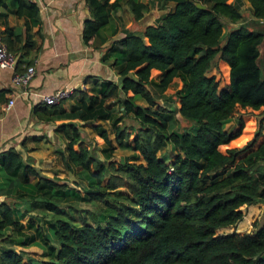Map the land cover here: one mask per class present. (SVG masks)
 <instances>
[{
  "label": "trees",
  "instance_id": "obj_1",
  "mask_svg": "<svg viewBox=\"0 0 264 264\" xmlns=\"http://www.w3.org/2000/svg\"><path fill=\"white\" fill-rule=\"evenodd\" d=\"M10 1L26 31L39 23L34 2ZM84 1L89 11L81 30L85 44L95 38L102 42L99 29L121 1L134 21L148 8L140 0ZM156 1L172 6L139 33L122 29L101 55L102 60L111 59L117 81L88 76L87 88L72 90L76 96L69 107L39 101L32 106L35 118L50 123L64 138L60 159L84 180L82 192L41 174L12 146L0 153V239L5 228L21 226L20 217L38 206L55 216L49 230L57 242L46 260L0 248V264H264V216L251 231L215 232L241 219L242 204L264 202V139L236 161L240 149L219 148L239 133L223 128L236 105H264V62L261 67L257 63L263 33L239 22L219 42L221 17L238 21L241 0ZM246 1L251 17L264 20V0ZM6 6L7 0H0V7ZM19 39L4 22L0 40L9 52ZM215 58L228 66V81L220 88L213 75L206 74ZM152 69L158 71L156 78L150 76ZM174 77L181 83L174 109L189 122L180 130L172 129L169 110L157 101ZM111 96L136 122L131 138L117 118H112L110 131L101 126L111 117L112 108L105 104ZM76 121L89 122L110 147L111 132L117 146L131 150L130 158L116 165L96 158L80 142L81 124ZM260 126L258 121L245 148ZM166 144L168 153L157 155ZM36 194L23 209L6 200L9 195ZM69 199L101 200L108 211L96 220L74 218L59 206Z\"/></svg>",
  "mask_w": 264,
  "mask_h": 264
},
{
  "label": "rangeland",
  "instance_id": "obj_2",
  "mask_svg": "<svg viewBox=\"0 0 264 264\" xmlns=\"http://www.w3.org/2000/svg\"><path fill=\"white\" fill-rule=\"evenodd\" d=\"M230 1V0H228ZM124 3V2H123ZM151 7V10L148 6ZM172 3H166L159 6L156 0H147V10L145 11L142 20H148L151 16L155 18L168 9L171 8ZM155 5H158L155 10H152ZM124 6V5H123ZM121 17L125 20L124 23L128 22L130 17L128 16V9L124 6L120 10ZM242 16L241 18L233 22L236 25L242 22L245 26L260 30L263 33V39L259 44V55L257 58V63L259 67L262 66L264 62V20H256L251 17L248 7L241 6ZM222 23V34L219 38V42L224 41V36L226 32L233 28L231 22H229L225 17H221ZM114 24L110 18V23L108 26L111 27ZM138 32V31H136ZM220 59L215 58L212 61L210 68L207 70V75H213L214 80L217 81V88L223 87L228 81V66ZM158 71L151 70L150 76L156 78ZM180 81L177 77H174L171 83L165 88L161 95H159L157 101L159 105L165 110H169L172 116V129L180 130L189 125V122L183 119L175 111V107L178 105V100L175 96V90L180 86ZM76 94L70 95L69 97L59 101L56 104L69 107L75 101ZM138 103L144 104L142 100H136ZM105 104L112 108L111 117L107 121H103L101 126L110 131V122L112 118H117V123L125 125L129 136L131 138L134 134V129L136 128V122L132 119L130 115L124 114L118 108L117 99L113 96L108 97L105 100ZM258 121H260L259 134L256 135L254 142L248 147L250 139L254 137V133L258 127ZM80 130V142L87 148H89L92 155L100 160L113 161L116 165L119 161L123 160L125 157L130 158L131 150L127 147H119L115 144L113 140V134L108 133L109 138L112 142V147L105 144L103 139L92 130L89 122L76 121ZM223 128L225 130H239L236 137L231 139L227 144L220 145L219 148L223 150L225 147L234 146L240 149L239 153L235 156V161L246 154L247 151L256 147L264 139V105L259 106L256 109L250 107H240L236 105L229 117V119L224 123ZM38 139L35 141H29L28 144L33 146L32 151L28 153L26 157H23L31 162V164L36 168L38 172L46 175L54 180H59L69 187L75 188L82 192L83 187L81 184L84 180L79 179L78 175L66 169L60 159L59 150L63 149L64 138L60 134L55 132H50L49 127H45L39 133ZM73 148H77V144H73ZM169 145L159 148L156 152L157 155L167 154ZM26 148L24 149V151ZM26 153V152H25ZM30 155V156H29ZM137 161V160H136ZM229 166V165H228ZM260 167L264 168V164L260 163ZM92 168V167H91ZM106 177L101 183L105 182ZM123 189V188H119ZM31 197L36 196H11L6 197V200L11 205L18 204L20 209H23L27 203L32 199ZM59 206L69 214L71 213L74 218L84 215L87 219L96 220L99 213L107 212L108 209L105 208L101 200H95L92 202H87L80 199H69L68 201L60 202ZM242 211V217L235 224L228 225L225 227L217 228L216 233H223L229 231H236L239 233L247 232L253 230L264 216V202L255 201L250 204H242L240 206ZM55 216L50 212L42 210L38 206L34 207L32 210L27 211L19 221L21 226L18 227H7L3 230L4 237L0 239V248H12L23 255L24 258L31 257L34 259H49L52 254H54L57 248V242L51 237L49 226L53 223Z\"/></svg>",
  "mask_w": 264,
  "mask_h": 264
},
{
  "label": "crops",
  "instance_id": "obj_3",
  "mask_svg": "<svg viewBox=\"0 0 264 264\" xmlns=\"http://www.w3.org/2000/svg\"><path fill=\"white\" fill-rule=\"evenodd\" d=\"M30 1L38 8L39 23L31 25L28 31L24 28L23 17L12 13L10 0H7L6 7H0V30L6 22L14 32L20 34V39L14 43L12 51L17 60L16 70H23L26 65H32L34 69L26 86L21 87L12 84V70L0 67V153L12 146L22 158L32 151L33 146L28 142L38 139L37 133L47 126L53 132L50 123L41 122L32 114V106L39 101L38 94L51 92L58 87L72 90L87 88L90 80L88 76L117 81L118 76L111 59L102 60V53L112 40L122 35V29L139 33L144 25L155 19L153 15L148 20H142L145 14L143 12L134 21L128 12L130 19L124 23L120 10L124 6L128 8L121 1L119 8L111 12L110 18L114 24L111 27L106 24L99 29L102 42L99 43L95 38L85 44L81 38V30L83 21L89 18V11L84 0ZM140 1L147 3V0ZM241 2V6L248 7L246 0ZM157 7L155 5L152 10ZM149 8L151 10L150 6ZM26 39L32 40L33 44L27 45ZM8 98H13V103L4 108ZM58 121L60 120H54ZM3 199L4 195L0 194V201Z\"/></svg>",
  "mask_w": 264,
  "mask_h": 264
},
{
  "label": "built area",
  "instance_id": "obj_4",
  "mask_svg": "<svg viewBox=\"0 0 264 264\" xmlns=\"http://www.w3.org/2000/svg\"><path fill=\"white\" fill-rule=\"evenodd\" d=\"M16 57L13 53L9 52L5 45L0 40V67L8 68L12 70L11 82L14 85L24 87L26 86L28 80L33 75V66L26 65L23 70L15 71ZM72 93V89L68 87H58L51 92L38 94V100L41 103L51 105L56 104L59 101L69 97ZM13 103V98H8L4 108H8Z\"/></svg>",
  "mask_w": 264,
  "mask_h": 264
},
{
  "label": "water",
  "instance_id": "obj_5",
  "mask_svg": "<svg viewBox=\"0 0 264 264\" xmlns=\"http://www.w3.org/2000/svg\"><path fill=\"white\" fill-rule=\"evenodd\" d=\"M195 5L198 7H203V4L199 3V2H195Z\"/></svg>",
  "mask_w": 264,
  "mask_h": 264
}]
</instances>
